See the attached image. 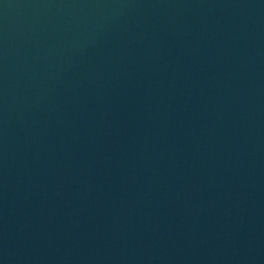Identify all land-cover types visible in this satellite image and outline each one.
I'll return each mask as SVG.
<instances>
[{
  "label": "water",
  "instance_id": "1",
  "mask_svg": "<svg viewBox=\"0 0 264 264\" xmlns=\"http://www.w3.org/2000/svg\"><path fill=\"white\" fill-rule=\"evenodd\" d=\"M0 264H264V0H0Z\"/></svg>",
  "mask_w": 264,
  "mask_h": 264
}]
</instances>
